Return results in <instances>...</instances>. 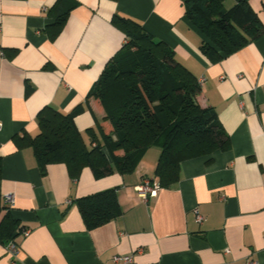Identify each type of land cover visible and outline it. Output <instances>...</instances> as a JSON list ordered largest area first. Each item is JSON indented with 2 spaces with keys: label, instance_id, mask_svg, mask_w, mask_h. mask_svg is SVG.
<instances>
[{
  "label": "crops",
  "instance_id": "1",
  "mask_svg": "<svg viewBox=\"0 0 264 264\" xmlns=\"http://www.w3.org/2000/svg\"><path fill=\"white\" fill-rule=\"evenodd\" d=\"M184 1L0 0V227L6 216L17 223L16 234L0 233V264H264V34L213 61ZM240 1L224 0V8ZM248 1L264 24V0ZM72 5L54 33L55 15ZM116 16L138 21L172 48L230 137L228 149L184 160L168 186L155 174L158 147L129 173L96 178L87 167L72 178L64 162L42 174L32 146L15 140L39 132L46 107L78 109L86 141L89 129L100 136L106 112L89 94L126 43ZM146 178L160 184L147 200L137 189ZM109 188L121 215L88 227L78 199ZM7 193L15 197L11 208ZM126 255L133 262L114 259Z\"/></svg>",
  "mask_w": 264,
  "mask_h": 264
},
{
  "label": "trees",
  "instance_id": "2",
  "mask_svg": "<svg viewBox=\"0 0 264 264\" xmlns=\"http://www.w3.org/2000/svg\"><path fill=\"white\" fill-rule=\"evenodd\" d=\"M184 6L187 18L205 35L202 48L213 61L264 34V24L248 0L229 10L224 0H185ZM72 7L57 12L54 33L64 25ZM115 21L126 43L107 62L89 94L106 111L100 136L89 129L90 141H86L75 123L78 109L64 113L46 107L38 115L39 132L15 136V140L32 146L42 174L49 164L64 162L72 178H79L87 167L96 178L129 173L148 149L158 147L161 153L155 174L162 186H168L179 179L184 160L228 149L230 137L216 109L199 101L197 77L172 48L132 18L116 16ZM78 204L88 227L122 213L116 188L80 197ZM16 228L17 223L6 216L0 233L10 237Z\"/></svg>",
  "mask_w": 264,
  "mask_h": 264
},
{
  "label": "built area",
  "instance_id": "3",
  "mask_svg": "<svg viewBox=\"0 0 264 264\" xmlns=\"http://www.w3.org/2000/svg\"><path fill=\"white\" fill-rule=\"evenodd\" d=\"M202 80H200L201 82ZM1 122H0V128H1ZM137 189H138V192L140 194V196H142L144 199H149V197H151L152 195L156 194L159 189H160V184L155 180V179H150V178H146L142 181V183H140L138 186H137ZM4 199L7 203V205L11 208L15 205V197H14V194L13 193H7L5 196H4ZM197 218H198V221H202L204 219V217L197 213ZM23 234L25 236L29 235L30 234V230L29 229H25L23 231ZM12 247H14V245L12 244ZM114 259L116 261L118 260H124L126 263H131L133 262V257L131 255H126V256H116L114 257ZM246 264H259L258 261L256 260H251V261H248Z\"/></svg>",
  "mask_w": 264,
  "mask_h": 264
},
{
  "label": "rangeland",
  "instance_id": "4",
  "mask_svg": "<svg viewBox=\"0 0 264 264\" xmlns=\"http://www.w3.org/2000/svg\"><path fill=\"white\" fill-rule=\"evenodd\" d=\"M106 112V111H105Z\"/></svg>",
  "mask_w": 264,
  "mask_h": 264
}]
</instances>
